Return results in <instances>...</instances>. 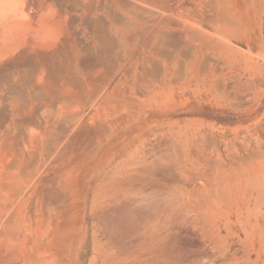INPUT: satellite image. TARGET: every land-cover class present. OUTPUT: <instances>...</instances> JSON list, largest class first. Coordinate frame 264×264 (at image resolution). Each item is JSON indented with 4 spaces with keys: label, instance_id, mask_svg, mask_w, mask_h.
Wrapping results in <instances>:
<instances>
[{
    "label": "rangeland",
    "instance_id": "rangeland-1",
    "mask_svg": "<svg viewBox=\"0 0 264 264\" xmlns=\"http://www.w3.org/2000/svg\"><path fill=\"white\" fill-rule=\"evenodd\" d=\"M54 1L57 3L56 0H40V7H38L37 10L33 9L34 11L31 10L29 12L31 14L33 11L35 15L32 13L31 17L28 13V22H34L32 18L35 16L41 19H48L51 17L44 12V10L48 5L55 7L56 4ZM71 1L72 0H68L65 2V12L67 15L65 14V20L63 22L57 21L56 18H54L56 16L52 17L56 25L57 35L53 46L48 49V51L52 53L53 50L52 54H55L56 51L58 52L61 50L60 46L63 48V42L66 38H70L68 53L69 58L72 60L68 61V66L70 67L72 76L77 80L79 79V82H83L84 85L86 84L84 82L91 76L92 78L90 77L91 80L89 79L90 81L87 82V86L88 84L90 86L93 81L91 86L94 87V89H90L91 86H88L86 89L89 88V90H86L84 89L85 85L83 89L86 95L81 96L82 99H80L79 102L80 95L76 97L78 95H75L77 91L74 87H71L72 89L69 87L66 88L57 82L60 84L58 87H61V89H59L57 86H54V84L56 85L57 83L52 81L53 83H50V87L54 86L53 88H56L54 91L53 88H51V93L53 92L51 98L53 95L52 99L55 103V105H53V110L55 111H52L50 106L47 107L45 101L46 104L41 102V100L37 102V99H33L31 93H29L30 91H27L28 94L26 96H23L25 98L22 97L25 100L28 99V102L23 101L19 96L13 97L3 82L0 81V101H2L0 103V109H4H1L0 112L2 111L4 116L2 120L5 121H0L2 122L0 127L2 126L4 128V130L0 128V145L2 146V151L0 150V202L4 204L7 203L10 211L16 209L20 217L21 225L28 227L27 231L22 230L19 238L18 245L21 247L19 254L21 260L25 261V259H31L33 263L36 264H43L44 261L46 262L45 264H264V203L261 206V216L257 215L259 216L257 218V216L254 217L255 215H247L250 217L247 218L245 215L246 213L239 207L243 198L246 196L243 190H231V196L230 194L228 195L225 201L226 203H218V205L221 206H219L220 209H212L213 211H206L200 215L195 213V211L186 212L180 210L178 206L175 208L170 206L172 208H170V210L167 208L171 205L169 204V200L165 198V200L156 199L159 204H154L151 197L152 194L154 198L155 196L157 197L158 195L154 194H157L158 190L162 187L163 189L165 188V190L160 189L162 190L159 191L160 193L164 191L163 194H165L167 188L170 187L171 190L168 188L166 193L175 194L178 190V186L183 182L189 184V187H191L193 183L195 187L199 186L198 181L190 182V180L194 179V175L195 177L197 176V172L191 170L190 174L193 172L191 175L189 171L185 172V174L182 173V169L185 165H188V163H184V166H182L180 158L182 160L183 155L192 154L194 157H198L201 164L198 167L199 169H202L204 165L203 159L207 158V160L210 159L213 162L217 155L216 159H223L226 162H234L237 160L236 163L240 160V164L243 163L244 160L246 161L249 159V161L243 164L249 162L246 165L249 164L248 166L257 168L261 163V167H259L264 170V0H218L219 2L217 0H125V3L126 1L132 2L131 4L134 5V7L128 5L130 4L129 2L123 4L124 0H92L93 2L88 0L89 4L92 3V5L90 4L91 7H89V4L86 6L87 0H79L81 4L78 3V5H76V0H74L72 2H75L74 7ZM83 1L84 3H82ZM211 2L217 6H215V13H213L214 11L211 9ZM208 4L212 12L210 9L206 10V8H209L207 7ZM125 5H128V8ZM257 5L261 7L259 8ZM86 7L88 9H86ZM74 9L76 11L78 9V11L76 12ZM217 9H220V12L225 10L227 12V14L224 12L226 16H231L230 20L232 18L233 22L236 21L234 24L237 23V25H241L244 23V26L243 24L241 26L238 25V28L241 27V31L238 32V30L236 31L234 29L232 31L231 28L226 29L224 26L218 24H208L210 21L208 16L210 15V18L216 16L214 14L217 13ZM53 10H55V8H53ZM89 10L93 11L90 12ZM133 10L136 12V16L133 15ZM208 10L210 11L207 13ZM88 11L90 13H88ZM259 14L261 16H259ZM72 16H74V18ZM119 19L120 21L122 20V23L130 22L134 25L127 29H121L122 26H119V24L121 25ZM167 20L174 21L175 25L166 28L164 22ZM86 22H90L91 24L88 23V25ZM258 22L261 24L259 25ZM65 24L68 25V27ZM142 31H145L142 39H138L137 41V38H135L136 42L134 43V37H138V34ZM159 32H165L167 34L172 32L171 34L182 37L181 45L179 44L175 48L174 46L166 47V45L161 43ZM76 33L79 35H75ZM71 34L72 36H69ZM104 35H108L112 40L115 39L114 41L118 43V47H120L116 50V62L113 63L114 66H105L104 64L103 67L101 65L102 68H100V66L95 67L91 65V60L86 54L84 55V51L86 49L92 52L98 51L101 47H99V42H102L99 41V39ZM195 35L199 38H195ZM130 36H134L133 39ZM204 37L207 39H205L206 42H216L214 44L210 43L211 46L209 47L211 49L206 47L207 43L204 41ZM60 38H65V40L62 39V42ZM76 38L78 39L75 41ZM129 39H132L133 43H131V41L129 42ZM200 39H203L201 40L202 42ZM78 40H81V43ZM76 44L79 46H76ZM82 44L85 45L82 46ZM216 44L220 47L225 46L221 48L222 50L225 49V53H223L224 51L219 47V53L216 52L218 50L216 46L214 48L217 50L213 48ZM56 45H60L59 50ZM189 46L192 49V53L194 52L192 54V56H195L194 58H192V56L188 57V54L181 51V49L189 48ZM182 53H184V55ZM85 56H87V58ZM256 63L258 66L255 65ZM259 65H263V69L259 67ZM85 67L86 70L83 69ZM88 67L90 68L88 69ZM254 67L257 69L255 70ZM178 70L181 71L179 72ZM107 72H109V74ZM105 74L106 76L109 75L105 77L106 79L104 78ZM17 76L15 75L16 81L19 80ZM102 76L104 81L100 78ZM93 77H95V79H93ZM43 82L44 80L41 83L45 84L46 80L44 83ZM52 84L53 86H51ZM93 85H95L96 88ZM102 87L105 89V93L100 97ZM55 90L66 97L67 95L68 97L71 95L70 97L74 98L77 103L72 100L71 105H68L72 109H68V107H66L67 105L65 106L58 102ZM87 92L91 94L89 93L90 95H88ZM51 98L46 100L48 104L49 101L52 103ZM18 99H20L22 103L20 106L21 110L18 107L20 103ZM32 99L33 101H31ZM96 99H98L97 103H95ZM110 100H115L116 102L113 101L108 103ZM34 101L37 102L35 103L37 107L33 104ZM24 102L27 105H23ZM85 102H87L86 105ZM38 103L44 104L46 107L42 105L41 108V105L39 104V106ZM30 104H33L35 107H32L33 105L31 106ZM108 105L110 106L108 107ZM63 106L67 108L65 109L66 112H63L64 114H62V111H64L62 110ZM100 106H102V108ZM114 106H116L117 109ZM98 107L101 112H99ZM107 107L110 111L107 110ZM6 108L7 110H5ZM23 108L25 111L27 110V112L23 111ZM34 108L35 111L33 110ZM74 108L77 109L74 110ZM36 109L39 110L36 112ZM115 109L116 111H114ZM19 110L21 112L23 111V115L26 113L28 114H26V116L21 114L22 117H26V119L23 118L20 120L21 115ZM72 110H74L73 113H71ZM78 110L84 114L80 121L81 112H78ZM105 110H107V112ZM4 111L9 113L5 112V116L3 113ZM18 112L19 115L17 114ZM65 115H70V117L68 116L66 118ZM71 115L72 117L74 115L75 118H72ZM7 116L8 118H6ZM27 118L31 122L35 120L37 122L31 123V125ZM33 118L35 120H33ZM6 119H9L10 122L8 120L6 121ZM13 119L16 120V123H13ZM48 119H51L50 122H48ZM118 119L122 122L120 121L118 123ZM123 119L126 120V122ZM23 120L28 122L31 126L27 123L28 126ZM17 122L21 123L20 127L15 126V124H19ZM35 123H37V125L41 123L39 124L41 126L38 125L37 128H43L41 130L36 129L33 125ZM47 125L49 126L46 127ZM103 125H105V127ZM60 126L65 127L64 131L67 130L65 132H60ZM96 127L98 131H101L98 132L95 130ZM20 128L21 132L24 131L23 134L26 133L24 135L26 136V138H24L25 140L23 139L24 136L22 137L23 134L20 133ZM104 128L107 130L106 132ZM8 129H10V131L12 130V133L8 132ZM2 130L5 131L4 134ZM41 131L44 132V138H40L42 133L39 132ZM82 131L84 133H82ZM15 133L19 134V141L17 142V139H15L17 135ZM59 134H62V136ZM96 134L97 136H95ZM78 135H80V137H78ZM13 136L15 141H11L12 138L10 137ZM57 136H59V138H57L58 142L55 140ZM50 137L56 142L51 150L48 149ZM3 138L8 147L11 148L12 146L14 149L16 146V149L6 148V151H4L3 149L6 145L5 143V146L1 144ZM72 138H74V142ZM41 139L44 143L40 142ZM69 140L73 142L72 145ZM14 143L20 145L22 143V145H18L20 147L17 145L13 146ZM36 144H39V146ZM85 144L87 148L91 146L90 149L81 150L82 147L83 149L85 148ZM69 145H71V147L75 146L74 149ZM65 146L69 148L66 149ZM167 146L170 149H167ZM92 147L95 148L93 149ZM174 147L175 149L177 147L180 149V152L183 154H180L182 157L179 155V151H175ZM17 148H20L18 149V152H20L18 154L16 152ZM75 148H77V150ZM64 149L66 150L64 151ZM160 149L161 152L163 151V154H161L168 160L162 155H159ZM12 150L16 152V154L13 153ZM24 150L28 152L26 151V153ZM169 151H171V156L168 154ZM251 152H253V154H251L252 156L254 152H256L253 158L251 157L254 160L250 159ZM25 153L26 156L34 154L33 156L36 157V159L32 155V160L31 157L27 156L29 158V160L27 158V164ZM13 154L19 158L17 159L16 156V159L13 158ZM203 155L206 158H204ZM38 156L39 159L37 158ZM56 156L59 157L58 160ZM225 156L229 158L226 157V159ZM245 156L249 158L246 159L247 157ZM255 156L257 158L260 157L259 160ZM11 157L15 160H12ZM151 157L152 161H150ZM171 157L172 159L170 160ZM73 159H76L78 162L76 163ZM138 159L141 160L138 161ZM23 160L26 164L22 163L24 162ZM53 160L57 161L55 162ZM34 161H36L35 164ZM70 161L74 162H72L73 164L71 166L68 165ZM153 161L165 167L173 165L176 172L182 173H177V176L179 175L178 178L181 180H166V178L145 172L147 169L145 167H147V165L149 167L150 164L153 165ZM2 162L5 164L3 165ZM16 162L19 166L21 165V167H19ZM14 163L17 165V168L13 165ZM39 163L41 164L39 165ZM9 164H11V166ZM37 166L40 167L37 168ZM66 166H68V168L71 167V169L67 168L65 170L64 168H66ZM73 166H75V168H73ZM3 167H5V169ZM32 167L33 171H31ZM6 168H8V170H6ZM19 168L26 171H21V169L18 171ZM143 168H145V170ZM64 170L67 174V178H65V176L63 177L66 179L65 182L67 185L63 183L64 178L62 174L65 172L62 171ZM70 170H72V172ZM141 170L144 172H140ZM107 171L109 173L105 175ZM2 172H4V174ZM18 172L21 176H19ZM21 172H24V174ZM26 172H29L28 175L30 177ZM61 172L62 174H60ZM111 172L114 174H111ZM10 174L11 176H9ZM57 174H59L61 178V180H58L60 181L59 183L62 181L60 185L55 182L58 179ZM106 176H108L107 179H104ZM53 177L56 178V180ZM99 181L101 182L99 183ZM3 182L8 184L9 187V183H11V185L14 183V187L11 186V190L7 187L8 185ZM49 182H51L52 185ZM2 183L5 186H2ZM17 183L20 186H18ZM45 184H49V187ZM53 184L55 185L53 186ZM174 185H177V188L174 187ZM62 186H65L67 191L62 189L64 188ZM2 187L8 190L6 189L5 191ZM94 187H96V189ZM13 189L16 190L17 194L9 196V194L15 193ZM103 189H105V192ZM56 190L61 192L65 190L70 200H65L64 202ZM93 190L96 191L94 194L97 196L93 197ZM46 191H48V193H46ZM50 191L53 194H51ZM43 193H45V195ZM57 195H59V197ZM43 196L44 198L48 196V198L45 200ZM125 196L126 198H124ZM160 196L158 197L160 198ZM51 197L52 199H56L54 200L55 202H53ZM161 199H163L162 196ZM121 200H123L124 204L126 203L129 205L132 204L134 200H137L132 206L138 205L142 207H132L135 212L136 210L142 212L141 209H144L143 207L149 206L150 209L148 208V211H153L154 213L152 212L150 216L141 218L138 222L133 221L135 224L131 223V225L127 223L129 226L131 225V227L127 226L126 223L123 225H112L108 222L110 218L113 219L117 217L118 211L121 210L122 206L124 207L126 205H122L120 203ZM159 200L162 202L160 203ZM229 200L235 205L231 204ZM119 205L122 206L120 207ZM150 205L153 206V208ZM237 205L239 206L237 207ZM65 206H68V209ZM118 207H120V210H118ZM147 207L145 208L147 209ZM236 207L241 211H239V215L237 214L238 210ZM43 212L46 214L45 216ZM144 212H146V210ZM190 215L192 217H190ZM235 215H237V217H235ZM104 216L108 219H104ZM149 217L151 218L149 219ZM193 217L196 218L194 219ZM197 217L202 219L205 217V220H203L206 225L203 224V221V223L200 222L202 219L199 220ZM245 217L248 219V222L246 221L244 223ZM239 218H241L240 222ZM254 219H258V228H256L257 225H255L256 227L254 226V224H256V220ZM228 220L230 222H228ZM249 222L250 225L255 222L251 225L254 226L255 229H248L249 231L251 230L250 234L252 233L253 235H250V238L246 234L247 237L243 235V233H245L243 231L248 228ZM201 223L203 227H200ZM238 224H241L240 228H246L240 229ZM112 226H115L114 229ZM118 228H122L123 231ZM227 228L231 231L233 229L234 232H232L235 234H232V236L228 235ZM187 230L189 231L188 233ZM259 230L262 232V235L259 234L262 237L261 239H258L259 236L256 234ZM224 234L226 238L218 242V238L224 236ZM186 235L187 238L185 239ZM259 241H262V243ZM4 247L6 249V256H8L7 258H12L14 249L16 250L17 248L14 242L7 241Z\"/></svg>",
    "mask_w": 264,
    "mask_h": 264
},
{
    "label": "bare ground",
    "instance_id": "bare-ground-1",
    "mask_svg": "<svg viewBox=\"0 0 264 264\" xmlns=\"http://www.w3.org/2000/svg\"><path fill=\"white\" fill-rule=\"evenodd\" d=\"M57 1V3L55 2V4H56V6L55 7H53L52 5H48L46 8H45V10H44V12H46L49 16H51V17H49L48 19H44V18H40V17H38V16H35V17H33L32 18V20L34 19V22H28V19H27V15H28V13L31 11V10H33V9H38V7H40V0H0V81L1 82H3V84L6 86V88H7V90L9 91V93L10 94H12L13 95V97L14 96H19V98L21 97H23V96H26L28 93H27V91L29 92V93H31V96H32V98L34 99H37V102H38V100H41V102H46L47 103V107H49L50 106V109L52 110V111H55V110H53V105H55V103H54V100L52 99L53 98V95H52V98H51V94H53V92L51 93V88H53L54 86L56 87H58V86H60V84L61 85H63V87H66V88H71V87H74L75 89H76V91H77V93L75 94V95H78V96H76V97H79V95H80V98H79V102H80V99H82V97L81 96H85L86 94H85V92H84V89H86L88 86H89V84H88V86H87V82H89L91 79H90V77H88L89 79L86 81V82H84V83H86L85 85L83 84V82H79V79L77 80V79H75L73 76H72V73H71V70H70V67L68 66V61L69 60H72L71 58H69V53H68V44H69V39H67L66 38V40H65V38L63 39V38H60V40L62 41V39L63 40H65L63 43H64V46H63V48L60 46V45H56L57 46V48H58V50H59V46H60V48H61V50H59L58 52L56 51L57 50V48H56V52H55V54H52L53 53V50H52V53L51 52H49L48 51V49H50L52 46H53V44H54V42H55V38H56V32H57V29H56V25L54 24V22H53V16H56V17H54V18H56V20L57 21H60V22H63L64 20H65V14H66V12H65V2L66 1H68V0H56ZM74 0H72L71 1V3L73 2ZM81 1V0H80ZM92 1V0H91ZM90 1V2H91ZM211 1V0H210ZM218 1V0H217ZM216 1V2H217ZM77 4L76 5H78V3L79 4H81V2H79V0L77 1H75ZM75 2L74 3H72L73 4V7H74V4H75ZM86 2V1H85ZM93 2V1H92ZM122 2V1H121ZM124 3L123 4H126L127 2H129L130 3V1H126V3H125V0L123 1ZM219 2V1H218ZM260 2V1H259ZM258 2V3H259ZM82 3H84V1L82 2ZM132 3V2H131ZM128 4V5H132V4ZM207 3H209V2H207ZM215 3V2H214ZM87 4H89L88 3V0H87V2H86V6H87ZM91 5H92V3H90ZM90 4H89V7H91L90 6ZM94 4V3H93ZM212 4V2L210 3V5ZM82 5H84V4H82ZM81 5V6H82ZM128 5H125L127 8H128ZM210 5L208 4L207 5V7H209V8H206V10L207 9H210ZM254 5V4H253ZM69 6V5H68ZM133 7H134V5H132ZM215 6H216V4H212L211 5V9L214 11V10H216V8H215ZM257 6H259V8L261 7L260 5H257ZM256 6V7H257ZM70 7V6H69ZM69 7H67V8H69ZM79 7H80V5H79ZM217 7V6H216ZM255 7V6H254ZM53 8H55V10H53ZM82 8H83V6H82ZM97 8V7H96ZM218 8H220V7H218ZM258 8V9H259ZM70 9V8H69ZM80 9H81V7H80ZM86 9H88L87 7H86ZM90 9V8H89ZM210 9V10H211ZM36 10H35V12H36ZM68 10V9H67ZM75 10V9H74ZM100 10V9H99ZM135 10V9H134ZM133 10V15L134 16H136V12ZM210 10H208L207 11V13L210 11ZM212 10H211V12H212ZM220 9H217V13L216 14H214V15H216V16H212L211 18H210V15L209 14H206V15H209L207 18L210 20H208V21H206V22H208V24L209 23H212V24H214V25H221V26H224L226 29H232V31H233V29L234 30H238V32L239 31H241L240 29H241V27H239L238 28V25H237V23L236 24H234V22H236V21H232V18H231V20H230V17L227 15L226 16V14H227V12L224 10V11H222V12H220L219 11ZM221 10H223V9H221ZM34 11V10H33ZM32 11V13H34ZM40 11V10H39ZM72 11V10H71ZM76 11V10H75ZM77 11H78V9H77ZM76 11V12H77ZM83 11H84V9H83ZM90 11V10H89ZM88 11V13H90V12H92V11H90L89 12ZM38 12V11H37ZM43 12V13H44ZM70 12V11H69ZM130 12V11H129ZM224 12H226V14L224 13ZM31 13V14H32ZM39 13H41V12H39ZM213 13H215V11L213 12ZM30 14V13H29ZM30 14V15H31ZM261 14V13H260ZM259 14V16H261ZM29 15V16H30ZM34 15H35V13H34ZM67 15V14H66ZM88 15V14H87ZM86 15V16H87ZM230 15V14H229ZM263 15H264V13H263ZM262 15V16H263ZM117 16V15H116ZM119 16V15H118ZM31 17H32V15H31ZM31 17H29V18H31ZM71 17V16H70ZM69 17V18H70ZM73 18H74V16H72ZM112 17V16H111ZM115 16L113 15V18H114ZM229 17V18H228ZM46 18V17H45ZM77 18V17H76ZM113 18H112V20H113ZM117 18V17H116ZM133 18V17H132ZM264 18V17H263ZM262 18V19H263ZM71 19V18H70ZM86 19V18H85ZM115 19V18H114ZM236 19V18H235ZM235 19H233V20H235ZM69 20V19H68ZM67 20V21H68ZM237 20V19H236ZM255 20H256V18H255ZM30 21H31V19H30ZM77 21V20H76ZM75 21V22H76ZM85 21V20H84ZM91 21V20H90ZM115 21V20H114ZM116 21H117V19H116ZM119 21H120V19H119ZM123 21H124V18H123ZM121 22V25L119 24V26H122V28L121 29H127L128 27H132V25H134V24H132V23H122V20L120 21ZM262 22V21H261ZM68 23V22H67ZM71 23V22H70ZM74 23V22H73ZM87 23V22H86ZM88 23H90V22H88ZM87 23V24H88ZM179 23V22H178ZM177 23V24H178ZM259 23V25L261 24L260 22H258ZM257 23V24H258ZM69 24V23H68ZM91 24V23H90ZM117 24V23H116ZM115 24V25H116ZM211 24V25H212ZM243 24V26H244V23H242ZM241 24V25H242ZM66 25V24H65ZM89 25V24H88ZM93 25V24H92ZM91 25V26H92ZM118 25V24H117ZM175 25V23H174V21L172 22L171 20H167V21H165L164 22V26L166 27V28H169V27H171V26H174ZM237 25V26H236ZM241 25H239V26H241ZM67 27H68V25H66ZM221 26H219V27H221ZM66 27V28H67ZM72 27V26H71ZM164 27V28H165ZM213 27V26H212ZM224 27H222V28H224ZM259 27V26H258ZM98 28H100V27H98ZM69 29V28H68ZM216 29V28H215ZM245 29V28H244ZM70 30V29H69ZM68 30V31H69ZM101 31V30H100ZM160 31V30H159ZM162 31V30H161ZM235 31V32H236ZM105 32V31H104ZM78 33V32H77ZM75 34V35H79V34ZM95 33H96V31H95ZM97 33H98V30H97ZM96 33V34H97ZM144 33H145V31H142V32H140V34H138L139 36L137 37H134V40H135V38H137L136 40L138 41V39H142V36L144 35ZM170 33V32H169ZM172 33V32H171ZM167 34V33H158L159 34V36H160V40H161V43L163 44V45H166V47H170V46H174V48L176 47V46H178L179 44L181 45V38L182 37H180V36H178V35H176V34ZM175 33V32H174ZM199 33V32H198ZM72 34H73V32H72ZM72 34L71 35H69V36H72ZM103 34H106V33H103ZM102 34V35H103ZM196 34V33H195ZM98 35H99V33H98ZM97 35V36H98ZM222 35V34H221ZM96 36V37H97ZM108 35H104V36H102L100 39H99V41H102V42H99L100 44H99V47H100V49L98 50V51H96V52H92V51H90V50H88V49H86V48H89V47H86L85 49H82V50H85L84 51V55L86 54L89 58H90V60H91V65L92 66H95V67H97V66H100V68H102L103 67V65L105 64V66L107 65V66H111L112 67V65H113V63L114 62H116V50H118L119 49V47H118V43H116L114 40H112V38H110L109 36L107 37ZM64 37V36H63ZM131 37V36H130ZM129 37V38H130ZM133 37H131L132 39H133ZM201 37V36H200ZM195 38H197L196 37V35H195ZM199 38V37H198ZM197 38V39H198ZM230 38V37H229ZM59 39V38H58ZM78 38H76L75 39V41L77 40ZM132 39L130 40L129 39V42L131 41V43H135L136 42V40L135 41H133L132 42ZM192 39V38H191ZM204 39V41H205V37L203 38ZM203 39H200V41L201 40H203ZM82 40V39H81ZM81 40H78V41H80V43H81ZM183 40H184V38H183ZM207 40V39H206ZM60 41V42H61ZM77 41V42H78ZM202 42V41H201ZM206 42V41H205ZM209 42V41H208ZM206 42L207 43V46L206 47H209V46H211V44L213 43H216V42ZM71 43V42H70ZM206 43H205V45H206ZM211 43V44H210ZM62 44V43H61ZM72 44V43H71ZM208 44H210V45H208ZM220 44V43H219ZM261 44H262V42H261ZM260 44V45H261ZM63 45V44H62ZM78 44H76V46H77ZM85 45V44H84ZM83 44H82V46H84ZM185 45V44H184ZM183 45V46H184ZM192 45V44H191ZM223 45V44H222ZM79 46V45H78ZM216 46V48L218 49V47L221 49L222 47L224 48L225 46H222V47H220L219 45L217 46V44L216 45H214L213 46V48ZM264 46V45H263ZM165 47V46H164ZM84 48V47H83ZM212 48V49H213ZM260 48H261V46H260ZM80 49H81V47H80ZM91 49V48H90ZM209 49H211L210 47H209ZM215 49V48H214ZM217 49H215V50H217ZM220 49H218L216 52H218ZM262 49V48H261ZM81 50V51H82ZM92 50V49H91ZM177 50V49H176ZM200 50V49H199ZM222 50V49H221ZM225 50V49H224ZM224 50H222V51H224ZM230 50V49H229ZM228 50V51H229ZM39 51H40V53H39ZM49 53H48V52ZM181 51L182 52H184L185 54H188V57L190 56H192V54L194 53H192V49L190 48V46H189V48H184L183 50L181 49ZM221 51V52H222ZM233 51V50H232ZM235 51V50H234ZM86 52V53H85ZM184 53H182L183 55H184ZM219 53V52H218ZM223 53H225V51L223 52ZM205 54H207V53H205ZM205 54H204V57H205ZM221 54V53H220ZM234 54V53H233ZM238 54V53H237ZM224 55H226V54H224ZM87 56H85L86 58H87ZM200 56V55H199ZM230 56V55H229ZM195 56L193 55L192 56V58H194ZM88 58V59H89ZM83 59V58H82ZM205 59V58H204ZM207 59V58H206ZM235 61V60H234ZM86 62V61H85ZM204 62V61H203ZM236 62V61H235ZM207 63V62H206ZM84 64V63H83ZM91 65H89V66H91ZM101 65H102V67H101ZM206 65V64H205ZM255 65H257L258 66V64L256 63ZM70 66H71V62H70ZM82 66V65H81ZM91 66V67H92ZM114 66V65H113ZM263 66V65H262ZM261 65H259V67H262ZM94 67V68H95ZM256 67V66H255ZM255 67H254V69H255ZM90 67H88V69H89ZM108 68V67H107ZM83 69H85L86 70V67L85 68H83ZM92 69V68H91ZM96 69V68H95ZM257 69V68H256ZM255 69V70H256ZM258 69H260V68H258ZM262 69H263V67H262ZM261 69V70H262ZM92 70H94V69H92ZM260 70V71H261ZM179 71V70H178ZM181 71V70H180ZM179 71V72H180ZM258 71V70H257ZM256 72V71H255ZM108 74H109V72H107ZM106 73V74H107ZM106 74H105V76H104V78L105 77H107V76H109V75H107L106 76ZM202 74V73H201ZM15 75L18 77V81H16L15 80ZM92 78V77H91ZM101 79H102V81H104V79H103V76L102 77H100ZM99 78V79H100ZM93 79H95V77H93ZM92 79V80H93ZM98 79V78H97ZM106 79V78H105ZM44 80V82H45V80H46V82H45V84H42L41 82ZM55 82V83H57V82H59L60 84H54V86H53V84L51 85V86H53V87H50V83H53V82ZM84 81H85V79H84ZM100 81V80H99ZM200 81V80H199ZM43 82V83H44ZM96 82L98 83V81L96 80ZM95 82V83H96ZM249 82V81H248ZM91 83V82H90ZM92 83H93V81H92ZM92 83L90 84V86L92 85ZM101 83V82H100ZM104 83V82H103ZM99 84V83H98ZM102 84V83H101ZM100 84V85H101ZM233 85V84H232ZM85 86V88L83 89V87ZM89 86V87H90ZM93 86H95V85H93ZM92 87V86H91ZM90 87V89H94V87H92L91 88ZM1 88H2V86H1ZM59 89H61V87H58ZM95 88H96V86H95ZM98 88H99V86H98ZM233 88V87H232ZM54 89H56V88H53V91H54ZM59 89H57V90H59ZM72 89V88H71ZM3 90V89H2ZM6 90V89H5ZM57 90H55V94H56V98H58V102L59 103H62V105H67L66 107H68V109L69 108H71V107H69L70 105H71V102H72V100L75 102V103H77L75 100H74V98H72V97H68V95H67V97L66 96H64L62 93H59ZM74 90V89H73ZM86 90H89V88L88 89H86ZM85 90V91H86ZM95 90H97V89H95ZM116 90V89H115ZM7 91V92H8ZM60 91V90H59ZM75 91V90H74ZM98 91V90H97ZM101 93H100V97L105 93V89L102 87V89H101ZM237 91V90H236ZM93 91L91 90V93H92ZM114 92V91H113ZM1 93V92H0ZM4 93H5V91H4ZM4 93H3V95H4ZM90 93V92H89ZM88 92H87V94L88 95H90ZM115 93V92H114ZM122 93V92H121ZM229 93V92H228ZM8 94V93H7ZM54 94V95H55ZM93 94V93H92ZM117 94V93H116ZM241 94V93H240ZM1 95V94H0ZM120 95V94H119ZM118 95V96H119ZM238 95V94H237ZM249 95V94H248ZM29 96H30V94H29ZM92 96V95H91ZM117 96V95H116ZM125 96V95H124ZM233 96H234V94H233ZM2 97V96H1ZM55 97V96H54ZM121 97V96H120ZM232 97V96H231ZM248 97V96H247ZM16 98V97H15ZM18 98V97H17ZM23 98H25V97H23ZM22 98V99H23ZM49 98H51L52 99V103H54V104H52V103H50V101H49V104H48V102L46 101L47 99L49 100ZM55 98V99H56ZM85 98V97H84ZM88 98H90V97H88ZM127 98V97H126ZM242 98V97H241ZM250 98V97H249ZM6 99V98H5ZM8 99H10V98H8ZM33 99L31 100V101H33ZM233 99V98H232ZM231 99V100H232ZM1 100V99H0ZM2 100H3V98H2ZM20 99H18V101H19ZM84 100V99H83ZM97 100L98 99H96V102L95 103H97ZM129 100H130V98H129ZM235 100V99H234ZM23 101H27L28 102V99L27 100H25V99H23ZM103 101H106V100H103ZM113 101H115V100H113ZM112 100H110V102H108V103H111V102H113ZM118 101H120V100H118ZM131 101H132V99H131ZM242 101V100H241ZM2 101H0V103H1ZM5 102H6V100H5ZM26 102V103H27ZM37 102H35L34 101V103L33 104H35V103H37ZM44 102V103H45ZM57 102V101H56ZM116 102V101H115ZM121 102V101H120ZM19 103V102H18ZM45 103V104H46ZM75 103H73V104H75ZM84 103V102H83ZM108 103H106V104H108ZM122 103V102H121ZM32 104V105H33ZM40 103H38V105H39ZM87 104V102H85V105ZM104 104V103H103ZM1 105V104H0ZM2 105H5V104H2ZM22 105V103H21V100H20V103H19V108H20V106ZM23 105H27V104H25V102H24V104ZM31 105V104H30ZM31 105V106H32ZM36 105V107H37V104H35ZM41 105V106H40ZM39 106L42 108V105L43 106H45L44 104H40ZM69 105V106H68ZM78 105H80V104H78ZM118 105V104H117ZM73 106V105H72ZM110 105H108V107H109ZM119 106V105H118ZM17 107V108H18ZM32 107H35L34 105L32 106ZM46 107V106H45ZM52 107V108H51ZM66 107H64L63 106V109L62 110H64V111H62V114H64L63 112H66L65 111V109H67ZM73 107H75V106H73ZM101 108H102V106H100ZM107 107V108H108ZM114 107H116V106H114ZM26 108V107H25ZM78 108V107H77ZM77 108H74V110H76ZM105 108V107H104ZM120 108H121V106H120ZM119 108V109H120ZM128 108V107H127ZM2 109V108H1ZM0 109V110H1ZM72 109V108H71ZM98 109H99V107H98ZM97 109V110H98ZM111 109V108H110ZM112 109H113V107H112ZM116 109H117V107H116ZM116 109L114 110V111H116ZM2 110H4V109H2ZM5 110H7V108L5 109ZM20 110H21V108H20ZM19 110V111H20ZM34 111H35V108L33 109ZM37 110H39V109H36V112H37ZM74 110H72V112L71 113H73V111ZM107 110H109V108L107 109ZM107 110H105L106 112H107ZM127 110V109H126ZM23 111H25V109L23 108ZM22 111V112H23ZM32 111V110H31ZM69 111V110H68ZM80 110H78V112H79ZM104 111V112H105ZM110 111V110H109ZM118 111V110H117ZM5 112H7V111H4L3 113H4V115L6 116V114H5ZM16 112H17V110H16ZM22 112L20 111V115L22 114ZM25 112H27V110L25 111ZM24 112V113H25ZM70 112H67V113H70ZM77 112V111H76ZM77 112V113H78ZM81 112V111H80ZM99 112H101L100 111V109H99ZM7 113H9V112H7ZM14 113V112H13ZM28 113H31V112H28ZM35 113V112H34ZM33 113V114H34ZM75 113V112H74ZM109 113V112H108ZM117 113V112H116ZM131 113V112H130ZM18 115H19V112L17 113ZM27 114V113H26ZM26 114H22L23 116H26ZM38 114V113H37ZM102 114V113H101ZM124 114V113H123ZM8 115V114H7ZM22 115H21V118H20V120H22L23 118L24 119H26V117H22ZM28 115V114H27ZM31 115V114H30ZM35 115V114H34ZM99 115V114H98ZM125 115V114H124ZM129 115V114H128ZM33 116V115H32ZM66 116V118L69 116L70 117V115H65ZM84 116V114L81 112V115H80V118H79V121H80V119L82 118ZM108 116V115H107ZM120 116V115H119ZM118 116V117H119ZM131 116V115H130ZM2 117L4 118V116H3V114H2V111L0 112V121H3V122H5L4 120H2ZM29 117H31V116H29ZM39 117V116H38ZM63 117V116H62ZM71 117H72V115H71ZM73 117L75 118V116L73 115ZM72 117V118H73ZM6 118H8V116L6 117ZM66 118H65V120H66ZM72 118H71V120H72ZM99 118V117H98ZM120 118V117H119ZM16 119V118H15ZM15 119H13V123L16 121ZM40 119V118H39ZM9 121L10 122V120L9 119H6V121ZM27 120H28V118H27ZM26 120V121H27ZM30 120H31V118H30ZM33 120H35L34 118H33ZM49 121L48 122H50V120L51 119H48ZM64 120V119H63ZM64 120V121H65ZM116 120V119H115ZM124 120V119H123ZM127 120H128V118H127ZM17 121H19V120H17ZM24 122H25V120H23ZM22 121V122H23ZM29 121V120H28ZM36 121V120H35ZM35 121H29L30 122V124L31 123H34ZM42 121V120H41ZM69 121V120H68ZM67 121V122H68ZM121 121V120H120ZM119 121V119H118V123L120 122ZM125 122H126V120H124ZM129 121V120H128ZM8 122V123H9ZM20 122V121H19ZM19 122H17V123H19ZM37 122V121H36ZM70 122V121H69ZM85 122V121H84ZM114 122V121H113ZM122 122V121H121ZM1 123L2 122H0V125H1ZM16 123V122H15ZM26 124L28 123V122H25ZM43 123V122H42ZM54 123V122H53ZM10 124V123H9ZM23 124V123H22ZM29 124V123H28ZM27 124V125H28ZM29 124V125H30ZM36 124V125H35ZM35 124H33L34 126H35V128L36 129H39V130H41L43 127H41V129H40V127H38L37 128V126L39 125V124H41V123H39L38 125H37V123H35ZM68 124V123H67ZM70 124V123H69ZM82 124V123H81ZM115 124V123H114ZM28 125V126H29ZM32 125V124H31ZM30 125V126H31ZM116 125V124H115ZM120 125H121V123H120ZM15 126L17 127V126H21V123H19L18 125L17 124H15ZM39 126H41V125H39ZM49 125H47L46 127H48ZM104 127H105V125H103ZM122 126V125H121ZM18 127V128H19ZM99 127H101V126H99ZM117 127V126H116ZM119 127V126H118ZM0 128H3L2 126L0 127ZM12 128V127H11ZM10 128V129H11ZM25 128V127H24ZM57 128V127H56ZM58 128H59V126H58ZM60 128H61V130H59L60 132H65L64 131V126H60ZM10 129H8V132H11L10 131ZM44 129H45V127H44ZM95 129V128H94ZM105 129V128H104ZM104 129H103V131H104ZM115 129H117V128H115ZM1 130V129H0ZM3 130H4V128H3ZM2 130V131H3ZM7 130V129H6ZM58 130H56V131H58ZM91 130V129H90ZM89 130V131H90ZM95 130H97V127H96V129ZM100 130V129H99ZM42 131H44V130H42ZM39 132V133H42V135H41V137L40 138H42L43 137V134H44V132ZM46 131V130H45ZM94 131V130H93ZM98 131V130H97ZM96 131V132H97ZM101 131V130H100ZM100 131H98V132H100ZM107 130L105 129V132H106ZM4 132L5 131H3V134H4ZM7 132V131H6ZM24 132V131H23ZM23 132H21V128H20V133H22L23 134ZM47 132V131H46ZM91 132H92V130H91ZM95 132V131H94ZM98 132H97V134H98ZM12 133V132H11ZM58 133V132H57ZM79 133H80V131H79ZM82 133H84L83 131H82ZM2 134V135H3ZM5 134H7V133H5ZM16 135H17V138H15V139H17L16 140V142L17 141H19L18 139H19V134H17V133H15ZM26 134V133H25ZM25 134H23L22 135V137L25 135ZM95 134V133H94ZM97 134L95 135V136H97ZM100 134H102V133H100ZM1 135V136H2ZM58 135V134H57ZM60 136H62V134H59ZM6 136V135H5ZM15 136V135H14ZM14 136L13 137H10V138H12L11 139V141H15V139H13L14 138ZM38 136H37V138H38ZM45 136H46V134H45ZM83 136V135H82ZM81 136V137H82ZM92 136H93V134H92ZM9 137V136H8ZM22 137H20V138H22ZM34 137V136H33ZM74 137L76 138V136L74 135ZM78 137H80V135H78ZM5 138H7V137H5ZM24 138H26V136H24L23 137V139ZM36 138V139H37ZM44 138V137H43ZM46 138V137H45ZM57 138H59V136H57L56 137V141L58 142V140H57ZM61 138V137H60ZM86 138V137H85ZM103 138V137H102ZM89 139H90V137H89ZM92 139V138H91ZM101 139V138H100ZM25 140V139H24ZM24 140H23V142H24ZM55 140L54 139H51V137H50V140H49V142H48V149L49 150H51L52 149V147L56 144V142H55ZM78 140H79V138H78ZM47 141V140H46ZM45 141V142H46ZM70 141V140H69ZM72 141L74 142V138H72ZM72 141H70L71 142V145H72ZM75 141H77V140H75ZM90 141V140H89ZM99 141V140H98ZM103 141V140H102ZM15 142V143H16ZM21 142V141H20ZM37 142V141H36ZM40 142H42V139L40 140ZM101 142V141H100ZM4 143H5V145H6V141H4V138H3V142H1V144H3L4 145ZM14 143V145L13 146H15V145H20V144H15ZM33 143V142H32ZM35 143V142H34ZM42 143H44V142H42ZM99 143V142H98ZM13 144V143H12ZM11 144V145H12ZM75 144V143H74ZM4 145V146H5ZM21 145H22V143H21ZM20 145V146H21ZM36 145H38L39 146V144H36ZM71 145H69L70 147H71ZM91 145V144H90ZM94 145V144H93ZM3 146V147H4ZM7 146V145H6ZM4 147V151H6L5 149L7 148V149H13V147L11 146V148L10 147ZM20 146H18V147H20ZM37 146V147H38ZM140 146V145H139ZM177 146V145H176ZM0 147H1V151H2V146L0 145ZM16 147V146H15ZM14 147V149H16ZM35 147V146H34ZM45 147V146H44ZM73 147V146H72ZM71 147V148H72ZM75 147V146H74ZM74 147L72 148V149H74ZM79 147V146H78ZM91 147V146H90ZM90 147L89 148H87V145L85 144V148L83 149V147H82V149L81 150H86V149H90ZM168 147V146H167ZM213 147V146H212ZM65 148H66V146H65ZM67 148H69L68 146H67ZM66 148V149H67ZM93 149L95 148V147H92ZM178 148V147H177ZM176 148V149H177ZM225 148V147H224ZM13 149V150H14ZM18 149H20V148H17V150H16V152H17V154L18 153H20V152H18ZM35 149V148H34ZM45 149V148H44ZM48 149H46V150H48ZM66 149H64V151L66 150ZM76 150H77V148H75ZM92 149V150H93ZM167 149H170L169 147L167 148ZM174 149H175V147H174ZM175 149V151H179L180 152V149L178 148L177 150ZM226 149V148H225ZM225 149H224V151H225ZM12 150V151H13ZM37 150H38V148H37ZM69 150V149H68ZM164 150V149H163ZM1 151H0V153H1ZM8 151V150H7ZM20 151V150H19ZM27 151V150H26ZM25 150H24V152H26ZM35 151V150H34ZM159 151V150H158ZM200 151V150H199ZM251 151H253V150H251ZM256 151V150H255ZM16 152H14L13 151V153H15L16 154ZM23 152V153H24ZM28 152V151H27ZM26 152V153H27ZM131 152V151H130ZM160 154L159 155H162L163 154V151L161 152V149H160ZM158 152V153H159ZM201 152V151H200ZM199 152V153H200ZM230 152V151H229ZM246 152V151H245ZM259 152V151H258ZM263 152V151H262ZM26 153L24 154L25 155V160H27V158L28 157H31V155L30 156H26ZM36 153V152H35ZM49 153V152H48ZM47 153V154H48ZM83 153V152H82ZM162 153V154H161ZM171 153V151H169V153L168 154H170ZM208 153V152H207ZM209 153H211V152H209ZM247 153V152H246ZM245 153V154H246ZM255 153L256 152H254V155H255ZM261 153V152H260ZM7 154V153H6ZM30 154V153H29ZM183 155L181 152L179 153V155ZM202 154V153H201ZM200 154V155H201ZM236 154V153H235ZM251 154H253V152H251L250 153V155ZM263 154V153H262ZM8 155V154H7ZM20 155V154H19ZM34 155V154H33ZM32 155V156H33ZM177 155H178V153H177ZM178 155V156H179ZM180 155V156H181ZM234 155V154H233ZM232 155V156H233ZM253 155V156H254ZM258 155V154H257ZM16 156V155H15ZM15 156H14V154H13V158H15ZM35 156H36V154H35ZM47 156V155H46ZM58 156V155H57ZM56 156V157H57ZM163 157H164V155H162ZM161 156V157H162ZM169 156H171V154L169 155ZM169 156H167V157H169ZM177 156V157H178ZM180 156H179V158H180ZM204 156V155H203ZM202 156V157H203ZM235 156H237V155H235ZM234 156V157H235ZM253 156L251 155L250 156V159L251 160H254V159H252L253 158ZM260 156H261V154H260ZM34 157V156H33ZM33 157H31V160L33 159ZM82 157V156H81ZM84 157V156H83ZM173 157V156H172ZM172 157L170 158V160L172 159ZM182 157V156H181ZM201 157V158H202ZM227 156H225V158H226ZM238 157V156H237ZM237 157H235V158H237ZM245 157H247V156H245ZM252 157V158H251ZM256 157V156H255ZM254 157V158H255ZM262 157H263V155H262ZM12 158V157H11ZM12 158V160H15L16 158L18 159L19 157L18 156H16V158L15 159H13ZM23 158H24V156H23ZM35 159H36V157H34ZM38 159H39V156L37 157ZM147 158V157H146ZM166 160H168L166 157H164ZM204 158H206L205 156H204ZM210 158V157H209ZM216 158H217V155H216ZM214 159L213 160V158H212V160H213V162L210 160V159H208V160H210V161H208L207 160V158L206 159H203L204 160V162H203V167H202V169L200 170L198 167H199V165H201L200 164V161H199V158L198 157H194L192 154H188V155H183V158H182V160H181V158H180V161H182L181 163H182V166H184V163H188V165L186 166L185 165V167L182 169V173L183 174H185V172H188L189 171V174H190V171L191 170H194L195 172H197L196 173V177H195V175H194V179L193 180H190V182H196V181H198V184H199V186L198 187H195V184L193 183L192 184V186L191 187H189V184H187L186 182H183V183H180V185L178 186V190L175 192V190H174V192H175V194H170L169 192L168 193H166L167 191H168V188L170 189V187H168L167 188V191L165 192V194H163V192H159V191H162V190H160V189H163V187L162 188H160L159 190H158V192H159V194H158V192H157V194L155 193L154 195H158V196H162V198L163 199H161V196H160V198L157 196H155V198L153 197V194H152V201H154V204H159L158 203V199H160V200H169L170 201V203L169 204H171V205H169L167 208L168 209H170L171 207L172 208H175L176 206H178V208L180 209V210H183V211H195V213H197V214H202V213H204V212H206V211H213L214 209H216V208H219V206L220 205H218V203H221V202H225L226 200H227V198H228V195L231 193V190H233V189H241V190H243V193H246V196H245V198H243V200H242V203H241V205L239 206V205H237V207L239 206V207H241L242 209V211L244 212V213H246L245 215H246V217L248 218L250 215H255L254 217H256L257 215H260L261 213H262V210H261V206H262V204L264 203V170L262 169V168H260L261 167V163H260V167L258 166L257 168H252V167H250V166H248V165H246L247 163H249V162H247L246 164H243L244 162H246V161H249V157H247L246 159H248V160H244V158H243V160H244V162L243 163H239L240 162V160H238V163H236L237 162V160L236 161H234V162H226L225 160H223V159ZM227 158H229V157H227ZM226 158V159H227ZM232 158V157H231ZM234 158V159H235ZM257 158V157H256ZM260 158V157H259ZM259 158H257L258 160H259ZM34 159V160H35ZM55 159V158H54ZM57 160L59 159V157H57L56 158ZM148 159V158H147ZM146 159V160H147ZM149 159H150V157H149ZM154 159V158H153ZM178 159V158H177ZM241 159V158H240ZM28 160H29V158H28ZM28 160H27V164H28ZM57 160H53V161H57ZM73 160H75L76 161V163L78 162L76 159H73ZM134 160V159H133ZM139 160H141V159H138V161ZM179 160V159H178ZM177 160V161H178ZM256 160V159H255ZM17 161V160H16ZM24 161V160H23ZM52 161V162H53ZM150 161H152V157H151V160ZM155 161V160H154ZM153 161V165L152 164H150V166L148 167V165H147V167H145V168H147L146 170H145V168H143L144 170H145V172H147V173H151V174H154V175H156V176H158V177H163V178H166V180L167 179H172V180H179L180 178H178V176H177V173H179V172H176L175 170H174V168H173V165L172 166H170V167H165V166H163V165H161L160 163H158V162H154ZM177 161H175V162H177ZM179 161V162H180ZM231 161H232V159H231ZM242 161V160H241ZM10 162H12V161H10ZM33 162V161H32ZM31 162V163H32ZM35 162L36 161H34V164H35ZM40 162H41V159H40ZM71 162V161H70ZM69 162V164L68 165H72L73 163L71 162L70 163ZM7 163V162H6ZM13 163V162H12ZM17 163V162H16ZM22 163H25L26 164V162L24 161V162H22ZM138 163V162H137ZM172 163H174V162H172ZM2 164L4 165L5 163H3L2 162ZM1 164V165H2ZM24 164V165H25ZM30 164V163H29ZM33 164V163H32ZM41 163H39V165H40ZM10 166H11V164H9ZM13 165H15V168H17L16 166L18 165L19 166V164L17 163V165L14 163ZM12 165V166H13ZM23 165V166H24ZM78 165V164H77ZM130 165V164H129ZM132 165V164H131ZM138 165H139V163H138ZM7 166V165H6ZM26 166V165H25ZM24 166V167H25ZM30 166V165H29ZM29 166H27V167H29ZM14 167V166H13ZM12 167V168H13ZM19 167H21V165L19 166ZM38 167H40V166H37V168ZM4 169H5V167H3ZM8 168H9V166H8ZM8 168H6V170H8ZM26 168V167H25ZM68 168V166H66V168H64L65 170ZM70 169H71V167H69ZM68 168V169H69ZM73 168H75V166H73ZM137 168V167H136ZM139 168V167H138ZM20 169L21 168H19V170L18 171H20ZM28 169V168H27ZM30 169H31V167H30ZM29 169V170H30ZM124 169V168H123ZM141 169V168H140ZM15 170V169H14ZM65 170L64 171H62V172H65ZM136 170V169H135ZM21 171H26V170H22L21 169ZM28 171V170H27ZM31 171H33V167H32V170ZM67 171H69V170H67ZM71 172H72V170H70ZM111 171V170H110ZM139 171V170H138ZM62 172L60 173V174H62ZM115 172V171H114ZM117 172V171H116ZM140 172H144L143 170H141ZM3 174H4V172H2ZM8 173H10V172H8ZM21 173H23L24 174V172H21ZM27 173V175L29 174V172H26ZM68 173V172H67ZM70 173V172H69ZM109 172L107 171V173L105 174V175H107ZM181 172L179 173V174H182ZM7 174V173H6ZM18 174H19V176H21L20 175V173L18 172ZM32 174V173H31ZM63 174H65V175H63ZM62 174V177L63 176H65V178H67L66 176H67V174H66V172L65 173H63ZM111 174H114L113 172H111ZM191 174H193V172L191 173ZM190 174V175H191ZM26 175V174H25ZM69 175V174H68ZM187 175H188V173H187ZM186 175V176H187ZM9 176H11V174L9 175ZM29 176V175H28ZM56 176V175H55ZM54 176V177H55ZM57 176H58V179H57V181H55L56 183H58L59 185L62 183V181H61V183H59L60 181H58L59 179L61 180V178L59 177V174H57ZM56 176V177H57ZM14 177H16V176H14ZM26 177V176H25ZM30 177V176H29ZM53 177V178H54ZM107 177L108 176H106V177H104V179H107ZM191 177V176H190ZM22 178H23V175H22ZM52 178V179H53ZM64 178V177H63ZM64 178V180H63V183H65L66 184V179ZM9 179H11V178H9ZM24 179V178H23ZM55 180H56V178H54ZM189 179H191V178H189ZM188 179V180H189ZM181 180V179H180ZM185 180H186V178H185ZM52 181H54V180H52ZM102 181V180H101ZM101 181H99V183L101 182ZM106 181V180H105ZM104 181V182H105ZM183 181V180H182ZM11 182V181H10ZM15 182V181H14ZM103 182V181H102ZM4 183V182H3ZM3 183H2V186H5V185H3ZM50 184H51V182H49ZM55 183V184H56ZM4 184H6V183H4ZM10 184V187H9V185L8 184H6V185H8L7 187H9L11 190H12V187H14V183H13V185H11V183H9ZM18 184V183H17ZM55 184H53V186L55 185ZM46 185V184H45ZM45 185H44V187H45ZM49 185V184H48ZM48 185H46V186H48ZM52 185V184H51ZM58 185V186H59ZM64 185V184H63ZM67 185V184H66ZM99 185V184H98ZM12 186V187H11ZM18 186H20L19 184H18ZM52 186V187H53ZM177 186V185H176ZM175 185H174V187H176ZM49 187V186H48ZM61 187V186H60ZM62 187H64V188H62V189H65V186H62ZM97 187V186H96ZM96 187H94L95 189H96ZM2 188H4V187H2ZM56 188V187H55ZM54 188V189H55ZM67 188V187H66ZM171 188H173V187H171ZM177 188V187H176ZM5 189V188H4ZM7 189V188H6ZM6 189H5V191H6ZM15 189V188H14ZM13 189V191H15V193H12V194H9V196L10 195H12L13 196V194H17L16 193V190H14ZM1 190H3V189H1ZM8 190V189H7ZM46 190H47V188H46ZM66 191H67V189H65ZM65 190H64V192H61V191H58V190H56V192L57 193H59L60 194V198H62L63 200H64V202H65V200H70V197H68V195H67V193L65 192ZM105 189H103V191H104ZM163 190H165V188L163 189ZM171 190V189H170ZM173 190H172V192H173ZM4 191V190H3ZM51 192V191H50ZM52 192H53V189H52ZM51 192V194H53ZM56 192H55V194H56ZM94 192H96V191H94L93 190V197L94 196H97L96 194H94ZM105 192V191H104ZM46 193H48V191H46ZM131 193H133V192H131ZM44 195H45V193H43ZM166 195V196H165ZM7 196H8V194H7ZM48 196H50V195H48ZM48 196L47 197H45L44 198V196H43V198L46 200L47 198H48ZM58 197H59V195H57ZM165 196V197H164ZM230 196H231V194H230ZM53 197V196H52ZM52 197H51V199H52ZM55 197H56V195H55ZM127 197H129V196H127ZM124 198H126V196L124 197ZM155 200H154V199ZM165 198V199H164ZM240 198V197H239ZM144 199V198H143ZM157 199V200H156ZM45 200H44V203H45ZM53 200V202H55L54 200H56V199H52ZM58 200V199H57ZM61 200V199H60ZM159 200V202L161 203L162 201H160ZM59 201V200H58ZM122 202H123V200H121ZM120 201V203L123 205L124 204V202L122 203ZM129 201V200H128ZM135 201H137V200H134L133 202H132V204L135 202ZM230 201V203H231V200H229ZM52 202V203H53ZM57 202V201H56ZM60 202V201H59ZM126 202V201H125ZM140 202V201H139ZM139 202H137V203H139ZM136 203V204H137ZM165 203H166V201H165ZM226 203V202H225ZM229 203V202H228ZM54 204V203H53ZM69 204V203H68ZM126 204V203H125ZM124 204V205H125ZM132 204H130L131 205V207H130V205L129 204H126L123 208L121 207V210H120V207H118V210H120V211H118V215H117V217H115V218H110V220L108 221V222H110L112 225H123V224H125L126 223V225L127 226H129V224H127V223H134L135 224V222H133V221H136V222H138L141 218H143V217H148V216H150V213H152V212H149L148 211V208L150 209V207L148 206H145V207H147V209L145 208V207H143L145 210H146V212H144L145 210L144 209H141L142 210V212H144V213H142V212H140L139 210L137 211L136 210V212L133 210V208L132 207H139L138 205H133L132 206ZM224 204V203H223ZM223 204H221V205H223ZM231 204H234V203H231ZM67 205V204H66ZM151 205H153V204H151ZM150 205V206H151ZM235 205V204H234ZM45 206V205H44ZM141 206V205H140ZM157 206V205H156ZM171 206V207H170ZM218 206V207H217ZM60 207H61V205H60ZM63 207V206H62ZM65 207H67V209H68V206H65ZM142 207V206H141ZM141 207H139V208H141ZM152 208H153V206H151ZM221 207V206H220ZM223 207V206H222ZM224 207H225V205H224ZM237 207H236V209H237ZM21 208V207H20ZM57 208H58V206H57ZM151 208V209H152ZM171 208V209H172ZM115 209H116V207H115ZM170 209V210H171ZM213 209V210H212ZM220 209V208H219ZM225 209V208H224ZM169 210V211H170ZM238 210V212H237V214L239 215V209H237ZM236 210V211H237ZM116 211H117V209H116ZM166 211H167V209H166ZM241 212V211H240ZM44 213V212H43ZM116 213V212H115ZM154 213V212H153ZM169 213V212H168ZM167 213V214H168ZM190 213V212H189ZM107 214V213H106ZM181 214V213H180ZM193 214V213H192ZM191 214V215H192ZM46 214L44 213V216H45ZM105 215V214H104ZM107 215H109V214H107ZM106 215V216H107ZM190 215V217H192ZM243 216H245L244 214H242ZM247 215H249V216H247ZM152 216V215H151ZM180 216V215H179ZM261 216V215H260ZM114 217V216H113ZM206 217V216H205ZM204 217V218H205ZM235 217H237V215H235ZM244 218V220L245 221H243L244 223L248 220L247 218ZM259 216H257V218H258ZM107 217H105L104 216V219H106ZM151 217H149V219H150ZM194 219L196 218V217H193ZM197 218H199V220L200 219H202V218H200V217H197ZM203 218V219H204ZM250 218V217H249ZM45 219H46V217H45ZM108 219V218H107ZM106 219V220H107ZM187 219V218H186ZM201 220L200 222H204V220ZM237 219V218H236ZM236 219H235V222H236ZM240 219L241 218H239V222H240ZM43 220H44V218H43ZM193 220V219H192ZM197 220V219H196ZM208 220V219H207ZM238 220V219H237ZM254 220H256V219H254ZM258 220V219H257ZM257 220H256V224H254V223H252L251 225H253L254 224V226L255 225H257V227L256 228H258V223H257ZM45 221V220H44ZM107 222V221H106ZM107 222V223H108ZM177 222V221H176ZM179 222V221H178ZM199 222V223H200ZM202 222V223H203ZM228 222H230L229 220H228ZM239 222H237V223H239ZM248 222V221H247ZM43 223V222H42ZM202 223H201V225H200V227H203L202 226ZM215 223V222H214ZM213 223V224H214ZM234 223V222H233ZM243 223V224H244ZM44 224V223H43ZM109 224V223H108ZM133 224V225H134ZM138 224V223H137ZM175 224V223H174ZM203 224H205V222L203 223ZM208 224V223H207ZM225 224V223H224ZM243 224H242V226H243ZM247 224V223H246ZM110 225V224H109ZM132 225V224H131ZM131 225L129 226V227H131ZM199 225H198V228H199ZM206 225V224H205ZM205 225H204V227H205ZM226 225H228V224H226ZM225 225V226H226ZM234 225V224H233ZM239 225V228L241 227V224H238ZM250 227H249V226ZM248 228L247 229H244V228H246V227H242V228H240V229H244V231L243 232H245V233H243V235L244 236H249V238H250V235H252V233L250 234V232H251V230H253V229H255V227L254 226H251L250 225V222L248 223ZM126 226V227H127ZM194 226H196V225H194ZM113 227V226H112ZM115 227V226H114ZM114 227H113V229H114ZM118 227V226H117ZM123 227V226H122ZM207 227L209 228V226L207 225ZM23 228H25V229H23ZM27 228V229H26ZM42 228V227H41ZM195 228V227H194ZM193 228V229H194ZM119 229V228H118ZM127 229H128V227H127ZM131 229V228H130ZM224 229H226V228H224ZM230 229V228H229ZM248 229H251L250 231L248 230ZM22 230H25V231H27L28 230V227H25V226H22L21 225V223H20V217H19V215H18V212H17V210L15 209L14 211H10V208H9V206L7 205V203L6 204H4V203H2V202H0V264H36V263H33V260H31V259H25V261L24 260H21V258H20V256H19V254H20V250H21V247L18 245V243H19V238H20V234H21V232H22ZM41 230V229H40ZM119 230H121V231H123L122 230V228H120ZM132 230V229H131ZM201 230H202V228H201ZM205 230V229H204ZM205 231H207V230H205ZM226 231V230H225ZM227 233H228V235H230V236H232V234H235V233H233L234 231H233V229H232V231L231 230H228V228H227ZM229 231H231V232H229ZM258 231V230H257ZM184 232V231H183ZM189 231L187 230V233H188ZM260 232V233H259ZM259 232L258 233H256L257 234V236H259V238L258 239H261L262 237H261V235H262V232L259 230ZM231 233V234H230ZM191 234V233H190ZM189 234V235H190ZM221 234V233H220ZM246 234V235H245ZM259 234H261V235H259ZM223 235V234H222ZM246 236V237H247ZM253 236V235H252ZM187 238V235H186V237H185V239ZM190 238V237H189ZM223 238H226L225 237V234H224V236H220L219 238H218V242H220L219 240H221V239H223ZM81 239V238H80ZM195 239V238H194ZM217 239V238H216ZM246 239V238H245ZM264 239V238H263ZM263 239H262V241H263ZM21 240H22V238H21ZM247 240V239H246ZM7 241H9V242H14V244L16 245V250L14 249V254L12 255V258H7L8 256H6L7 254H6V249H5V247H4V245H5V243L7 242ZM262 241H259V242H261L262 243ZM200 242V241H199ZM199 242H197V243H199ZM216 242V241H215ZM260 243V244H261ZM200 244H201V242H200ZM200 244H198V245H200ZM44 245V244H43ZM65 245V244H64ZM196 245V244H195ZM259 245V244H258ZM15 247V246H14ZM47 249V248H46ZM75 249H76V247H75ZM57 250H59V249H57ZM59 252V251H58ZM61 252H63V251H61ZM258 256V255H257ZM257 259V258H256ZM244 262V261H243ZM46 262L44 261L43 262V264H45ZM60 263V262H59Z\"/></svg>",
    "mask_w": 264,
    "mask_h": 264
}]
</instances>
